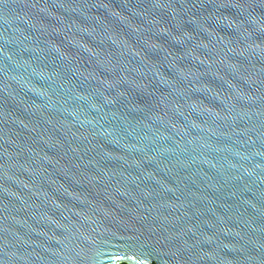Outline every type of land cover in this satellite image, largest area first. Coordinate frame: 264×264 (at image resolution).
Returning a JSON list of instances; mask_svg holds the SVG:
<instances>
[{"label":"water","instance_id":"95a60500","mask_svg":"<svg viewBox=\"0 0 264 264\" xmlns=\"http://www.w3.org/2000/svg\"><path fill=\"white\" fill-rule=\"evenodd\" d=\"M264 264V0H0V264Z\"/></svg>","mask_w":264,"mask_h":264},{"label":"trees","instance_id":"16d2710c","mask_svg":"<svg viewBox=\"0 0 264 264\" xmlns=\"http://www.w3.org/2000/svg\"><path fill=\"white\" fill-rule=\"evenodd\" d=\"M123 264H126V263H123Z\"/></svg>","mask_w":264,"mask_h":264}]
</instances>
